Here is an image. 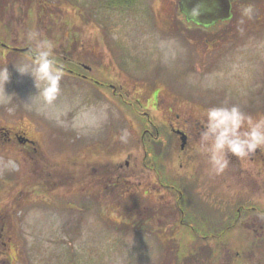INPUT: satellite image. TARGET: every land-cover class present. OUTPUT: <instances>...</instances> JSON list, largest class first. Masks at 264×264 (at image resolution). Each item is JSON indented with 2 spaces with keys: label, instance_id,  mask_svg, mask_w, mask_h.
Returning <instances> with one entry per match:
<instances>
[{
  "label": "rangeland",
  "instance_id": "obj_1",
  "mask_svg": "<svg viewBox=\"0 0 264 264\" xmlns=\"http://www.w3.org/2000/svg\"><path fill=\"white\" fill-rule=\"evenodd\" d=\"M4 3L0 264H174L178 241L186 242L191 254L193 241L202 239L204 232L194 234L190 226L199 210L214 216L202 221L216 235L235 219L218 220L213 208L220 205L224 214L236 215L243 201L264 202L252 176L241 173L234 160H227L220 174L210 162L211 174L223 179L221 189H208L210 207L203 202V188L157 189L155 159L141 156L137 129L155 120L154 92L162 110L167 105L189 110L181 115L191 120L208 121L210 109L232 108L246 118L244 127L248 117L264 119V0H234L233 19L214 30L188 24L179 0ZM248 6L251 19L242 15ZM29 32L54 45L55 63L63 71L51 105L37 94L33 77L15 67L28 62L34 47ZM5 131L25 134L34 143L9 140ZM178 165H173L177 188L186 174ZM256 232L264 226L238 224L209 244L234 246L233 256L220 253V264H255L248 254L257 253L264 238ZM191 260L186 264H199Z\"/></svg>",
  "mask_w": 264,
  "mask_h": 264
},
{
  "label": "flooded vegetation",
  "instance_id": "obj_2",
  "mask_svg": "<svg viewBox=\"0 0 264 264\" xmlns=\"http://www.w3.org/2000/svg\"><path fill=\"white\" fill-rule=\"evenodd\" d=\"M224 25L225 24H218L204 29L214 30V28H222ZM81 64L82 63L79 65ZM84 66L86 70H91V67L83 65V68ZM78 75H81L84 78L87 77L85 73L79 72ZM153 94V96L156 97L155 120L147 122L143 121L142 126H138L137 129L138 132L142 134L140 144L143 146V152L141 153V156H154V170L155 177L157 178V189L158 186L159 188L164 186L166 189L173 192L175 186L177 188V185H175L174 182L179 181H177V179L173 181V179L178 175L173 174V165H176L178 162L179 165L176 167L180 171H185L186 174L185 178L182 177L185 184L179 186L177 191H185L187 193L188 188H191L193 191L196 188H203L207 191V196L204 197V201L206 202L207 207H210L209 205L212 202L213 195L209 194L208 189L211 185H217V189L219 190L223 185L221 175H212L209 170V164L211 162L210 148L215 139V135L218 133L211 134V138L205 140V133L208 132V121L200 119L191 120L192 118L189 115H181V112L190 113L191 111L180 109L181 112H179L175 110L173 105H167V109L162 110V106H159L157 103L158 93L154 92ZM245 124L248 125V122ZM248 131H250L249 126L244 127L242 123L237 129L238 134H240L242 138L244 137V133ZM8 132L10 131H5V134L9 135V140L20 141V137L27 136L25 134H21L20 132H14L13 135ZM183 135H185L186 138L184 146L182 140ZM27 137L31 139V137ZM22 143L31 144L29 141H23ZM127 156L131 155L127 154ZM224 159L230 160L229 162L232 160L237 162L241 168L240 172L242 173L244 171L246 174L252 176V181L255 182L258 193L260 192L261 194H264V145H258L255 150L247 152V154L243 157L232 153L226 147L224 150ZM127 164L129 165V161H127ZM199 166L202 167L200 177L195 173L198 171ZM177 168L176 172L180 173ZM190 201L192 200L190 199ZM238 205L236 215L230 214L228 216L227 214H222L219 210L220 207L218 206L213 208V210L216 211L214 215H218L216 217L218 220H226L227 217L235 219L234 221L235 224L237 223L236 225L243 224L251 227L260 223L262 224V227L264 226V206H262L264 205V202L253 203L250 201H243ZM217 209L219 213L217 212ZM207 218L213 219L214 216L210 217L207 215V217L203 219ZM252 222L254 223L253 225H251ZM257 235L264 237V232H256L255 236ZM5 244L7 245V243Z\"/></svg>",
  "mask_w": 264,
  "mask_h": 264
},
{
  "label": "clouds",
  "instance_id": "obj_3",
  "mask_svg": "<svg viewBox=\"0 0 264 264\" xmlns=\"http://www.w3.org/2000/svg\"><path fill=\"white\" fill-rule=\"evenodd\" d=\"M253 9L251 6L242 10V15L252 18ZM37 34L28 33V41H35L34 47L30 48V56L27 63L15 65L21 75L30 74L38 89V95L45 104L51 105L60 92V81L63 76L61 68L57 67L53 57L54 45L48 40L36 39ZM3 80H9L8 70L5 69ZM43 85V86H41ZM31 107V105H29ZM208 115V132L205 133V140L211 138V134H216L212 142L211 162L213 169L217 174L224 171L227 166V160L224 159V150L227 147L229 151L238 155L245 156L247 152L253 151L258 145H264V120L253 122L250 117L247 118L250 131L244 133L242 138L237 129L246 119L237 108L230 111L226 109H210Z\"/></svg>",
  "mask_w": 264,
  "mask_h": 264
},
{
  "label": "trees",
  "instance_id": "obj_4",
  "mask_svg": "<svg viewBox=\"0 0 264 264\" xmlns=\"http://www.w3.org/2000/svg\"><path fill=\"white\" fill-rule=\"evenodd\" d=\"M37 2L39 0H36ZM245 2H251V1H254V0H243ZM5 0H0V10L2 9L1 7L4 6V3ZM234 2V0H233ZM33 4V0H31V5ZM29 6V5H28ZM30 7V10H29V14H33L31 10V7L32 6H29ZM1 12V11H0ZM1 34H4L3 32H1ZM99 84H102L101 82ZM189 204V203H188ZM199 209V207H198ZM200 214H195V216L197 217V222L193 223V225L191 224L190 226H192V229L191 230H194V234H197V233H201V232H204L202 233L203 236H202V239L198 240L197 242H194L193 241V248L194 250H192V253L189 254V251H185V247H187V243L183 241V243H179L178 241V247L174 249V252H173V255L176 256V261L174 262V264H186L188 260H191L192 262H195L198 261L197 263L199 264H220V261L219 258L220 256H222V254H220L221 252L223 254H226L227 256H233L232 255V251L231 249L234 248V246H220L222 243H218L216 244V246H210V240H213L215 239L213 236H216V238H221V236H223L225 234V231H228L230 229H235L236 228V224H232L231 226H228L226 229H224L223 232H217L216 235L215 234H212L210 233V227L207 225L205 227V225L203 224V218H206L207 217V212L203 211L201 212L199 210ZM216 212V211H214ZM203 224V225H202ZM199 228V229H197ZM200 230V232L198 231ZM212 234V235H211ZM197 237H199V235H196ZM250 238V236H249ZM261 239H259L260 241ZM216 241H220V240H216ZM181 244V245H180ZM239 246V245H238ZM220 248V249H219ZM257 248V253H249L248 254V257L250 255H253L252 257H254V260H255V264H264V238L261 240V242H259V245L258 247H255ZM216 249H219V253L216 254V252L218 250ZM254 249V247H253ZM244 250V249H243ZM239 253V252H238ZM203 254H205V259L204 260H200L199 257H202ZM247 255V254H246ZM225 256V255H223ZM193 257V258H192ZM195 258V259H194ZM229 258V257H228ZM229 260V259H228ZM228 262V261H227Z\"/></svg>",
  "mask_w": 264,
  "mask_h": 264
},
{
  "label": "water",
  "instance_id": "obj_5",
  "mask_svg": "<svg viewBox=\"0 0 264 264\" xmlns=\"http://www.w3.org/2000/svg\"><path fill=\"white\" fill-rule=\"evenodd\" d=\"M179 6L188 22L207 28L233 16L231 0H180Z\"/></svg>",
  "mask_w": 264,
  "mask_h": 264
}]
</instances>
